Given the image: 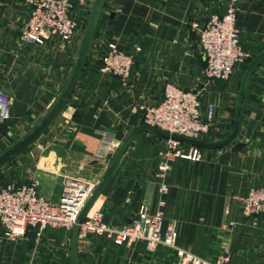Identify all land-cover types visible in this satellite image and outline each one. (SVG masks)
<instances>
[{
	"label": "crops",
	"instance_id": "crops-1",
	"mask_svg": "<svg viewBox=\"0 0 264 264\" xmlns=\"http://www.w3.org/2000/svg\"><path fill=\"white\" fill-rule=\"evenodd\" d=\"M226 6L227 0H106L69 101L32 144L4 165L0 187L37 181V194L56 202L67 186L98 184L115 154L106 162L96 157L100 132L113 133L119 147L143 124V108L162 99L166 83L199 91L202 101L214 106L206 140H218V126L225 131L233 119L242 65L228 80L206 83L192 25L201 26L212 13L221 15ZM238 6L240 44L255 56L264 49V0H238ZM29 12L25 0H0V91L9 99V116L0 123V149L24 137L57 101L82 37L78 30L68 43L21 42ZM109 43L132 56L125 86L98 71ZM164 147V138L139 133L90 211L120 226L140 201L150 200L153 210L162 211L164 225L176 230L182 249L210 260L229 252V264H263L264 218L244 217L239 200L250 188L264 187V61L248 81L234 141L203 150L200 161L171 159L161 180L156 167ZM160 183L167 184L165 194L158 192ZM70 233L27 227L22 235L6 237L0 226V264H70ZM77 257L78 264H175L165 249L147 255L142 242L129 248L103 237L78 242Z\"/></svg>",
	"mask_w": 264,
	"mask_h": 264
},
{
	"label": "built area",
	"instance_id": "built-area-1",
	"mask_svg": "<svg viewBox=\"0 0 264 264\" xmlns=\"http://www.w3.org/2000/svg\"><path fill=\"white\" fill-rule=\"evenodd\" d=\"M88 1L25 0L30 12L19 40L35 44H42L48 39L70 42L79 30V15L75 11L83 10ZM238 11V0H228L221 15L212 13L201 26L192 25L198 35L203 61L201 74L206 83L228 80L236 66L247 64L253 57L239 41L236 25ZM132 65V56L118 50L114 43H109L99 57L98 71L118 78L125 86L129 82ZM213 111L214 106L204 103L199 91L166 83L162 99L143 108L142 123L186 138L206 140ZM8 116L9 99L0 91V123ZM118 145L113 133L102 130L95 155L106 162L117 151ZM202 151L173 139H165L156 177L164 179L171 159L200 161ZM37 185V181H33L19 187L14 184L0 187V226L6 237L22 235L27 227H38L40 230L45 227L62 228L71 232L97 184L84 182L67 186L56 202L40 197ZM167 190V184L160 183L158 192L165 194ZM239 201L244 217L264 218V187L250 188ZM234 226V222L229 223V227ZM90 237H103L115 245L129 248L142 242L147 255H153L157 249H165L173 255L175 264H229L231 258L230 253L225 252L210 260L182 249L177 243L176 230L164 225L162 211L153 210L152 202L145 199L139 202L128 222L120 226L105 223L98 210L89 211L79 224L78 242H86Z\"/></svg>",
	"mask_w": 264,
	"mask_h": 264
},
{
	"label": "water",
	"instance_id": "water-1",
	"mask_svg": "<svg viewBox=\"0 0 264 264\" xmlns=\"http://www.w3.org/2000/svg\"><path fill=\"white\" fill-rule=\"evenodd\" d=\"M106 0H93L89 17L87 19L85 28L82 33L79 50L75 59V63L68 79L66 86L59 95L57 101L50 108V110L38 120L34 128L29 131L24 137L14 143L11 147L6 149L3 153L0 154V168L7 164L12 158L18 156L22 151H24L30 144H32L42 132L54 121L66 103L69 101L74 88L82 74L87 57L91 48V45L94 40L95 31L98 25L101 11L103 9L104 3ZM264 61V49L252 57V59L247 63L240 84L238 92L236 95L234 108H233V119H232V129L231 131L224 136L223 138L216 141H206V140H197L186 138L181 135L168 133L161 129L151 127L148 125H138L133 128L125 139L121 142L117 151L115 152L110 164L106 168L101 180L94 188L91 196L86 201L85 205L81 209L76 223L73 226L70 233V242H69V262L70 264H78L77 257V243H78V232L79 224L85 218L87 213L90 211L95 201L98 199L100 194L105 189L108 181L110 180L116 165L118 164L120 158L128 148L131 141L141 132H149L155 136L162 137L164 139H173L184 143L189 146H193L202 150H217L228 146L232 141H234L238 135L239 131V119H240V110L243 103V98L245 95L246 87L248 81L253 74V72L258 68L260 63Z\"/></svg>",
	"mask_w": 264,
	"mask_h": 264
},
{
	"label": "rangeland",
	"instance_id": "rangeland-1",
	"mask_svg": "<svg viewBox=\"0 0 264 264\" xmlns=\"http://www.w3.org/2000/svg\"><path fill=\"white\" fill-rule=\"evenodd\" d=\"M228 1V0H227ZM93 0H89L87 5L85 6V8L83 10L81 9H76L75 14L79 15L78 17V21H79V33H83V30L85 28L87 19L89 17L90 14V10H91V6H92ZM252 55V53H251ZM253 56V55H252ZM254 57V56H253ZM246 67V65H245ZM245 67H242L240 69V74H239V78H238V83H240L241 81V74H243ZM219 127V128H218ZM218 130H216V135L219 137V139H221V137L226 136L232 129V120L229 122L228 126H225V131H221L220 126H218ZM211 128V126H210ZM218 139V140H219ZM17 141H12L11 143L5 145L2 147V149H0V154L3 153L6 149H8L9 147H11L14 143H16ZM13 159V158H12ZM6 165V164H5ZM4 166H2L0 168V170L3 168ZM174 263V260L172 261ZM264 264V263H263Z\"/></svg>",
	"mask_w": 264,
	"mask_h": 264
},
{
	"label": "trees",
	"instance_id": "trees-1",
	"mask_svg": "<svg viewBox=\"0 0 264 264\" xmlns=\"http://www.w3.org/2000/svg\"><path fill=\"white\" fill-rule=\"evenodd\" d=\"M245 65H246V64H242V67H245ZM223 137H224V136H223ZM223 137H221V138H223ZM206 141H207V140H206ZM127 222H128V221H127Z\"/></svg>",
	"mask_w": 264,
	"mask_h": 264
}]
</instances>
